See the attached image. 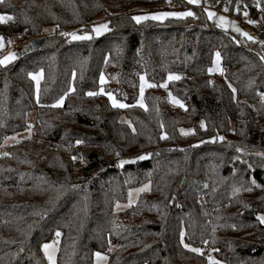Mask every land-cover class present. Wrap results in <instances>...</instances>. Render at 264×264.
<instances>
[{"label":"trees","instance_id":"trees-1","mask_svg":"<svg viewBox=\"0 0 264 264\" xmlns=\"http://www.w3.org/2000/svg\"><path fill=\"white\" fill-rule=\"evenodd\" d=\"M183 1L0 2V14L14 17L0 23L5 47L13 35L45 37L40 48L22 52L23 44L0 65V146L29 127L36 110L33 138L0 154V264H49L43 244L57 232V264H93L94 253L111 244L108 264H264V64L200 6L190 8L194 16L132 20L181 12ZM257 2L231 0L228 12L242 4L239 19L260 14L264 36V0ZM100 15L109 30L97 36ZM72 32L92 38L62 35ZM216 52L223 73L208 71ZM40 71L36 88L29 73ZM105 71L136 92L117 94L128 103L141 76L156 85L147 94L151 118L138 132L124 128L122 108L100 93ZM164 82L184 107L166 100ZM147 182L131 207L115 209ZM182 231L184 243L212 249L215 259L185 248Z\"/></svg>","mask_w":264,"mask_h":264},{"label":"rangeland","instance_id":"rangeland-1","mask_svg":"<svg viewBox=\"0 0 264 264\" xmlns=\"http://www.w3.org/2000/svg\"><path fill=\"white\" fill-rule=\"evenodd\" d=\"M199 5H203V10L205 8H207L209 11H212V12H214L216 14L215 18L209 19L207 12L204 10L205 16L208 19V21H210L218 29H221V30H224L226 32H229L230 34L234 35V37H237L238 35H240V36L245 37L246 39H248L246 36L242 35L241 32L235 31L234 28L231 26V24L227 28H223V27L218 26V23H217L218 18L220 16H225V17H227L228 21L234 22L236 27H239L242 30V32H247L249 35L253 36L255 39L258 38V34L259 33H258V31H256V29L258 27V24L262 20V17H261L260 14H258L256 16H251L249 14V12H244V14H243L244 17L250 18L251 20L256 21L255 24L250 23L249 25H244L238 17L231 16V15H229V14L223 12V11H220V10L212 7V4L208 0H205L204 4H202V1H201L199 3ZM181 10L182 11H191L190 9H187V8L186 9H181ZM175 11L176 12H180L178 10H175ZM245 13H247V16H245ZM98 19H100V23H98V24H96L94 26H97V25H100V24H106V22L103 23L104 15H100L98 17ZM48 29H52V28L48 27ZM17 52H18L17 47H12L11 43H9V46H7V47H5L3 45L2 47H0V58H3L5 56H7L9 53H13L16 56ZM220 58H221V55H220ZM214 60H215V55H214ZM214 60H213V62H214ZM219 66H220L221 69H223L222 63H221V59H220V65ZM211 67H214V63L212 64ZM37 73L40 74V80H41L42 72L40 71V72H37ZM211 73H221V72L220 71H214V72H211ZM103 75L105 77V83L103 85H101V87H103L104 90L107 87H110L112 91H106V92H112L113 96L116 99H118L116 97L118 93L122 94L124 97L134 96L136 94V92L134 90H132L131 88L129 89L126 86H122V85L119 84V79H118V76H117L116 73H111L110 71H107V73H106V71H105L103 73ZM40 80H39V82H40ZM148 83H150V82H148ZM164 84H166V87H164V86H159V87L163 90V92H164V94L166 96V100L170 104H172L174 107H180L179 104H174L172 102L169 94H171V97H175V96H173V94L171 93V91L168 88V85H167L166 82L162 83L161 85H164ZM38 86H39V83L37 84V82H36V88ZM148 89H149V87H145V89H144V94H143V101H144V105H145L144 107H141L139 104H137V100L140 99V88H139V91L137 93V99L134 102L128 103L126 99H118L120 102L129 105L128 107L122 108V112H121V116H120V121L123 122V126H124V128L127 131L138 132V130H140V128H142L145 125V122H144L143 118L144 117H146L147 119L151 118V114H150L151 111H150V108L148 106V101H147V99H151V97H147ZM176 99H178V98H176ZM178 100L181 101L180 99H178ZM35 116H36V110H32L30 112V114H29V120H28L29 127H27L26 129H24L22 131L14 132V133L8 135L4 139L3 143L0 146V154L5 152V147L8 146V145L10 146V145H12L14 143H17V142H20L22 140H27V139L31 140L33 138V124L35 122ZM183 129H192V128H183ZM145 185L148 186L145 190L137 191L139 189H144ZM149 188H150V183L149 182H147L145 184H142L139 187L131 188L129 190L128 199L126 201H120V202L116 203L115 209L117 211H123V210H126L127 208L131 207L137 201V199L140 196V194L142 192L146 191V190H149ZM130 201H131V203H130ZM45 244L52 245V247L49 248L48 251H49V253H54V264H57V255H58L59 244H60V235L59 236L56 235L51 241L44 243L43 246ZM114 247H115V245L111 244L107 251H96L95 252V253L100 252L103 256L106 257V259L104 261H102L101 264H108L109 251L111 252L114 249ZM43 252H44L45 257L48 260V263L49 264H53V261H50L48 259V256L45 254L44 247H43ZM201 252L205 256H207L208 259H209V257H211L212 260L215 259V257L212 254V252H213L212 249H209V248L201 249ZM95 253H94V263L93 264H97V258L95 256Z\"/></svg>","mask_w":264,"mask_h":264},{"label":"snow or ice","instance_id":"snow-or-ice-1","mask_svg":"<svg viewBox=\"0 0 264 264\" xmlns=\"http://www.w3.org/2000/svg\"><path fill=\"white\" fill-rule=\"evenodd\" d=\"M0 2H3V0H0ZM200 2H201V0H188V3H190V4H199ZM257 7H260L259 0L257 2ZM204 10L207 12L209 19L215 18L216 14L214 12L209 11L207 8H205ZM262 10H264V9H262ZM225 11H227V8H225ZM187 16H194V13L192 11L152 12V13H147V14H143V15L133 16L132 20H134L136 23H140L141 21L148 20V19L155 20V21H162V20L166 19L167 17H179V18H182V17H187ZM245 16H247V13H245ZM13 18L14 17L11 16V15L0 14V23L6 22L8 20H12ZM217 23H218V26L223 27V28H227L231 24V26L234 28L235 31L241 32V34L246 36L249 40H254L255 39L253 36L249 35L247 32H242V30L239 27H236L234 22L228 21L227 17H225V16H220L218 18ZM248 23L255 24L256 21L249 20ZM108 30H109V28H108L107 24H100V25L94 26L93 29H92V31L97 36L101 35L102 32H106ZM62 35L69 36V37H71L72 40H87V39H91L92 38L91 34H89V33H85L83 35H78L77 33L72 32V33H62ZM2 40H3V37H0V47L3 46L2 45ZM260 43L264 44V41H260ZM15 58H16L15 54L9 53L7 56H5L3 58H0V65H5L10 60H14ZM220 59H221L220 58V53L217 52L215 54V60L213 62L214 63V67L209 68L208 69L209 72L220 71L221 73H223V69H221L220 66H219L220 65ZM261 59H264V57H261ZM29 75L32 77L33 80H35L37 82V84L39 83V80H40V74L39 73H36V74L29 73ZM168 79L169 80H178V79H180V76L170 73ZM140 81H141V83H140V99L137 100V104H139L141 107H144L145 105H144V101H143V94H144L145 87H155L156 85L148 83L144 76L140 77ZM104 83H105V77H104L103 74H101V76H100V84L103 85ZM160 86L166 87V84L160 85ZM72 90L73 89H69V91H72ZM100 93H103L105 96L108 97V99L111 101L113 107L124 108V107H128L129 106L127 104H124V103L120 102L118 99H116L113 96L112 92H106L103 87L100 88ZM97 94H99V93H97V92H89V93H87V95H89V96H94V95H97ZM65 95H67V93H65ZM169 95H170V98H171V100H172V102L174 104H179L180 107H184V105H183V103L181 101H179L175 97H171V94H169ZM261 95H262V97H264V94H261ZM63 101H64V96H61L58 100H56L54 106L62 105ZM201 127L202 128L205 127V124H204L203 121H201ZM193 131H194L193 129H183V128L180 129V132L182 134H184V135L192 133ZM165 136H166V134H164V136H162V138H165ZM213 139H215V137H213ZM219 139L223 140L224 138L223 137H219ZM75 143L76 144H81V143H83V141L82 140H77ZM237 151L238 152L242 151V149L237 148ZM144 158H145L144 156L137 157V159H144ZM72 159L75 160L76 157H72ZM120 163L123 164V163H125V161H121ZM253 183H255V181H253ZM147 187L148 186L145 185L144 189H139L137 191H143ZM246 190L250 191L251 189H246ZM239 191H240V189H235L234 190V194H235V192H239ZM130 203H131V201H130ZM258 219H259L260 223L264 224V216H259ZM56 235L59 236L60 233L57 232ZM180 235H181V243L184 245L185 248H190L191 251L196 252V253H200L201 252L200 248H191L190 245L184 243V241H183L184 232L183 231L180 233ZM205 243H207V242L205 241ZM43 247H44V250H45V254L48 256V259L50 261H53V264H54V253H49V251H48L49 248L52 247V245L45 244ZM95 256L97 258V264H101V262L106 259V257L103 256L100 252L95 253ZM209 259L212 260L211 257H209ZM212 264H221V262L213 261Z\"/></svg>","mask_w":264,"mask_h":264},{"label":"built area","instance_id":"built-area-1","mask_svg":"<svg viewBox=\"0 0 264 264\" xmlns=\"http://www.w3.org/2000/svg\"><path fill=\"white\" fill-rule=\"evenodd\" d=\"M202 4H204L205 0H201ZM211 4L212 7L223 11L231 16H236V13L240 10H242V4H237L234 6L233 11L232 12H228L231 8V0H208ZM184 5L186 8H193L195 6H200L203 8V5H199V4H190L188 3V0H184ZM225 8H227V11H225ZM250 14V13H249ZM251 15V14H250ZM252 16V15H251ZM241 22L244 25H249L250 23H248L249 20H251L250 18H246V17H242ZM263 27V21L261 20V22L258 24V27L256 29V31H258V38L254 39V40H249L246 39L245 37H233L234 41L238 44V45H242L243 43H247V45L250 46V48L252 49L253 52H255L257 54V56L259 57V59L262 61V63L264 64V59H261V57H264V44H261L260 41H264V36L261 35L260 31ZM28 40L27 39H22L20 37V35H13L10 37V43L12 45V47H19L25 43H27ZM239 100L243 101V102H247V98L243 97V96H239L238 98ZM259 115V113H257Z\"/></svg>","mask_w":264,"mask_h":264},{"label":"water","instance_id":"water-1","mask_svg":"<svg viewBox=\"0 0 264 264\" xmlns=\"http://www.w3.org/2000/svg\"><path fill=\"white\" fill-rule=\"evenodd\" d=\"M45 37H39V38H33L29 42L25 43L22 47V52H27L30 50L38 49L41 47V45L44 42ZM255 205L253 206V209H255Z\"/></svg>","mask_w":264,"mask_h":264}]
</instances>
